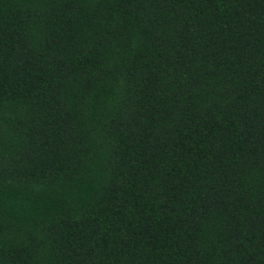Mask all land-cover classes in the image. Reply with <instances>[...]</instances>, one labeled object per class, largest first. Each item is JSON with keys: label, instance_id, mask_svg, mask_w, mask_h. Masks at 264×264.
Masks as SVG:
<instances>
[{"label": "trees", "instance_id": "obj_1", "mask_svg": "<svg viewBox=\"0 0 264 264\" xmlns=\"http://www.w3.org/2000/svg\"><path fill=\"white\" fill-rule=\"evenodd\" d=\"M0 264H264V0H0Z\"/></svg>", "mask_w": 264, "mask_h": 264}]
</instances>
